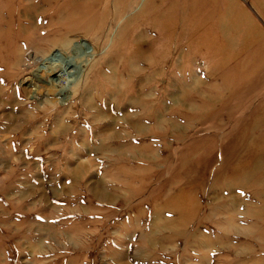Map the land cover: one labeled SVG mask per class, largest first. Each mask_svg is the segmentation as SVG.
<instances>
[{
	"label": "rangeland",
	"instance_id": "374dc122",
	"mask_svg": "<svg viewBox=\"0 0 264 264\" xmlns=\"http://www.w3.org/2000/svg\"><path fill=\"white\" fill-rule=\"evenodd\" d=\"M65 1H1L0 53L21 63L0 111L16 118L0 133V264H264V64H245L264 55V0H237L255 24L220 0H101L70 25ZM66 38L86 48L80 80L34 99L27 64Z\"/></svg>",
	"mask_w": 264,
	"mask_h": 264
},
{
	"label": "bare ground",
	"instance_id": "6f19581e",
	"mask_svg": "<svg viewBox=\"0 0 264 264\" xmlns=\"http://www.w3.org/2000/svg\"><path fill=\"white\" fill-rule=\"evenodd\" d=\"M1 1L2 0H0V12H1V7H2L1 6ZM233 2H234V4H231V1H229V0H225V1L224 0H220V5H222V7L224 8L225 14H228V15H231V16L234 15L235 14V10L234 9H236V8L238 9V6H239L241 11L248 18V21L251 24L252 23L255 24L252 21L251 17L246 13V11L244 9H242V7L238 4V1L237 0H233ZM65 3H66V6H65L64 13L62 12L63 14H62L61 20L65 19L66 20L65 23L69 24V25L73 21L72 18L74 16H73L72 13H78L77 16H76V19L87 18V17H90L92 14H94L95 11H100V9H101V7L103 5V3H101V0H83V1H80V0H66ZM22 4H23V6H25L23 1H22ZM104 6L107 7L108 4L105 2ZM65 11H70L71 12L70 16H72V18L68 17ZM107 11H108V8L106 10L103 9V11L100 12V14L97 17L96 21L99 22V26L96 27V30H95V32L97 33L96 35H100L99 34L100 31L97 32V29L102 27V23H104L106 17L108 16L107 15L108 14ZM173 12H174V6L171 5L168 8V14L169 13H173ZM26 13L28 14V12H26ZM160 16H161V14H160ZM162 18H163V16H162ZM158 19H161V18H158ZM172 22L174 23V20ZM171 24L170 25L156 24L155 21L153 19H151V20H149L147 22V26H148L147 28H149L150 30L154 31L155 34L157 32L159 33L160 32L159 30H161L163 32L162 33L163 38L166 37L169 40V36L170 35L175 37V34L171 33V31L169 29V26H171ZM159 26H161V27H159ZM253 28L255 29L256 33L259 34L260 37L263 36V32L260 31L257 26L254 27V25H253ZM149 29L147 30V32L144 31L145 35H146V33H148ZM181 29H183V28H181ZM218 29L220 31V34L224 33V31H222L224 29V26H222V24L218 25ZM186 31H187V29H186ZM65 35H64V37H65ZM253 35H254L253 33H246L245 34V38L246 39H251L252 38V40L255 41V39H254L255 36H253ZM90 36H92V34ZM102 36H104V35H102ZM259 36H256V37H259ZM212 37L210 35L207 38L209 43L206 42V43H208V46H206V47H211L213 49V51L218 53V55H219L220 54V48L219 47L215 48L214 42L212 40ZM138 40H139V38H138ZM77 41L78 40H72V39H67V38L65 40H63V39H60V40L55 39L53 41V44H54L53 46H55V47L52 46L53 49H50L49 46H48V48L50 50L44 51V50H39L38 49L39 51H37V52L40 54V56L35 58L36 61H33L31 64H27L28 67H29V70L22 77V80L25 83H29V84L34 85L33 88H32L33 89L32 90V95H33L32 97L34 99H35V97L36 98H39V97L42 98V97L47 96V97H51V98H55V99L57 98L56 100L59 99V100H62L64 102L65 101V97L66 96H67V98L69 97L70 92L73 91V85H75L80 80V78L82 76V73H83V71L85 69L86 63H87V62L85 63L84 60H83L84 57H85V53H86V48L83 47L84 43L81 44L80 46H78L76 44ZM74 44H76V45H74ZM172 44H174V42H172ZM140 45L141 44H139L138 46L140 47ZM244 45H246V47L248 46L247 43H245ZM249 45H250V47L253 46L251 43ZM34 47H37V45L36 46L34 45ZM262 50H264V45H263V47H260V49H258V51H262ZM1 53H0V104H1L0 111L2 110L1 108L5 109L8 106H11L14 109V107L17 105L15 99H10L8 94H6V91H8L7 89L9 88L10 85H12L14 78H16V75H17L18 71H15V69L17 68L16 70H18V66L21 63L20 53L18 52L17 49L13 50V54L9 53V55H6V54L2 55ZM258 53H259V55L255 54L253 52L252 58H251L253 60H251V63L250 62H246L245 64H264V55H262L261 52H258ZM146 57H147L146 56V52L143 51L142 49H138L137 54H136V58L143 61L144 59H146ZM36 63H39V64H36ZM171 64H173V63L171 62ZM21 65H23V64H21ZM250 71H253V72L256 71V66L254 68H251ZM124 75H126L125 72L122 73L121 78L119 77V75H117V76L121 80V79L124 78L123 77ZM87 77H89V76H87ZM120 80H119V82L121 83ZM123 81H124V79H123ZM108 82L111 83V81H108ZM193 85H194L193 89H197L198 84L195 83ZM117 91H119L118 88H117ZM5 97L9 98L10 100L8 101V99H4ZM211 100H212L211 97L210 98L209 97L206 98V102H208V103L211 102ZM142 107H143V105H142ZM102 110H101L100 114H102L104 116L105 114H104V111H102ZM2 112H4V111H2ZM21 116L24 117L23 114ZM25 116L27 117V115H25ZM18 117H19V115H18ZM7 118H8V122L5 121V123H7V125L0 126V133H2V138L6 137L7 134L8 135L10 134V132L13 130V128H12V126H9V125L13 124V127H14L15 122H16L15 113H13L12 116L9 115V117H7ZM2 119H4V118L2 117ZM124 120H126V119H124ZM10 121H11V123H9ZM28 122H30V121H28ZM257 122H259L258 124L260 126H264V115L259 114ZM63 126H62V129H64ZM62 129L60 130V132L62 131ZM106 138H107L106 140H111V139L113 140L114 139L113 136L111 138L109 134L106 136ZM248 140L250 141L251 137L250 138H246L247 142H248ZM253 141H255V140L253 139ZM1 156H0V160L8 161V159H7L8 154H5L6 157L5 156L1 157Z\"/></svg>",
	"mask_w": 264,
	"mask_h": 264
}]
</instances>
